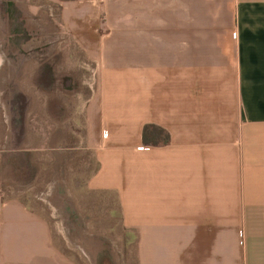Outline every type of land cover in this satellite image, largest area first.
Listing matches in <instances>:
<instances>
[{
	"label": "crops",
	"instance_id": "1",
	"mask_svg": "<svg viewBox=\"0 0 264 264\" xmlns=\"http://www.w3.org/2000/svg\"><path fill=\"white\" fill-rule=\"evenodd\" d=\"M35 1L57 5L96 86L61 117L53 67L31 101L21 60L7 61L0 171L33 158L87 171L84 188L134 241L130 264H264V0ZM57 229L21 198L0 201V264H118L61 253Z\"/></svg>",
	"mask_w": 264,
	"mask_h": 264
},
{
	"label": "rangeland",
	"instance_id": "2",
	"mask_svg": "<svg viewBox=\"0 0 264 264\" xmlns=\"http://www.w3.org/2000/svg\"><path fill=\"white\" fill-rule=\"evenodd\" d=\"M36 7L39 9L36 10ZM14 58L22 62L16 70L19 71L18 86L26 88L27 97L31 101H34L35 90L42 87L43 69L53 67L57 74L54 89L56 87L60 90L61 117L68 113L73 98L71 94L87 90L88 97L96 86L95 65L87 59L86 73L84 54L59 23V8L56 4L35 0H0V85L7 72L4 70L6 62ZM85 73L87 84L84 83ZM4 89H1L0 97L4 95ZM33 103H29L26 113V124L30 130L35 127V115L30 111ZM3 121L4 113L1 109L0 150ZM61 123L69 122L64 119ZM89 156L87 152L90 169L93 171L95 162L92 154ZM80 162L84 161H75L76 164ZM49 163V160L33 158L29 159V171H0V201L21 198L33 205V210L47 215L50 225L59 229L52 235L53 244L61 253L76 261H84L87 252V260L92 262H103L108 256L117 260L118 264H126L128 259L129 264L133 263L134 241L126 240L125 229L119 224L118 217L105 212L107 209H103L101 194L87 192L84 188L87 171H43L49 167ZM60 187L64 190L57 191ZM48 201L59 203L57 205L60 206L54 209ZM69 202L72 207H65ZM87 227L88 232L106 238H81L94 236L85 232Z\"/></svg>",
	"mask_w": 264,
	"mask_h": 264
},
{
	"label": "trees",
	"instance_id": "3",
	"mask_svg": "<svg viewBox=\"0 0 264 264\" xmlns=\"http://www.w3.org/2000/svg\"><path fill=\"white\" fill-rule=\"evenodd\" d=\"M146 130L147 131L149 130V131L154 132L156 134H161L165 141L168 138L167 134L163 131V129H161V128L157 127V126H148L147 125L145 127V132H146Z\"/></svg>",
	"mask_w": 264,
	"mask_h": 264
}]
</instances>
